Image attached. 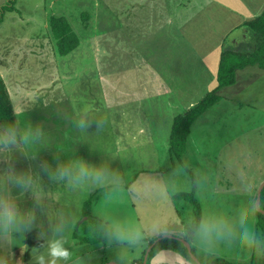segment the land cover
I'll return each instance as SVG.
<instances>
[{
  "label": "rangeland",
  "instance_id": "1",
  "mask_svg": "<svg viewBox=\"0 0 264 264\" xmlns=\"http://www.w3.org/2000/svg\"><path fill=\"white\" fill-rule=\"evenodd\" d=\"M190 1L197 8L205 2L14 0V8L3 12L0 75L11 91L14 123L35 124L44 130L49 148L39 154L38 160L54 163L57 152L90 162L102 159L111 163L121 178L120 187L115 189L87 187L73 191L62 185H44L41 224L47 227L60 217L69 220L68 237L74 257L90 260L101 252L117 260L115 250L99 249L100 238L85 240L90 235L91 220H100L97 213L101 207L119 219L195 218V204L188 197L175 195L192 192L188 167L205 161V146L192 149L188 141L181 161L175 163L168 152L173 118L208 92L206 84L211 76L197 57L196 44L205 42L194 37L205 30L204 25L196 26L197 20L188 23L193 12ZM160 2L158 12L151 9ZM6 3L0 0V7ZM51 16L66 17L80 40L66 55L57 51L49 26ZM181 27L190 32L188 38ZM163 51L172 53L168 69L160 73L153 65ZM255 85L264 92V82ZM191 101L194 104L188 105ZM255 101L256 115L241 116V110L248 112L250 108L244 105L238 110L241 103L236 101L234 112L225 121L210 123L209 117L214 116L208 112L205 120L201 116L194 125L192 133L196 141H206L209 150L227 144L226 151L221 149L215 154L219 175L210 185H216L221 193L241 195L235 202L249 213L257 210L253 197L264 181V96L259 94ZM81 119L91 122L86 131L78 127ZM204 121L210 125L208 129L201 125ZM97 122L102 124L98 126ZM0 128H5L2 122ZM200 131L203 136H199ZM232 147L235 154L229 153ZM237 147L243 152H237ZM177 174L181 179L174 186L172 180ZM209 196L206 189L198 188L193 193L201 212L208 206L212 210L209 214L214 211L221 218L225 236H231L239 222L250 220L223 216L231 202L217 204L207 201ZM24 203L30 206L31 200ZM251 219L255 222L254 216ZM166 236L178 239L174 233L162 234ZM24 243L29 251L12 248V256L0 241V260L28 264L31 248L42 242L33 230L26 234ZM196 255L201 257L198 251Z\"/></svg>",
  "mask_w": 264,
  "mask_h": 264
},
{
  "label": "clouds",
  "instance_id": "2",
  "mask_svg": "<svg viewBox=\"0 0 264 264\" xmlns=\"http://www.w3.org/2000/svg\"><path fill=\"white\" fill-rule=\"evenodd\" d=\"M90 124L88 119L78 121L82 131ZM101 124L97 122L98 126ZM48 148L44 130L38 125L17 121L0 130V241L13 256L15 246L29 251L25 236L36 230L42 243L31 248L28 264H73L74 251L68 237L70 221L60 217L47 227L41 224L44 185H62L73 191L87 187L115 189L120 187L121 178L112 164L102 159L90 162L84 157L57 152L54 163L38 160L39 154ZM22 163L25 166L18 167ZM180 179L179 174L175 175L173 185ZM26 199L31 200L30 206H25ZM97 214L100 220L94 231L101 247L115 250L117 264H130L129 253L164 233H174L191 242L206 257L223 264L239 260L242 253L264 255V235L255 231L250 220L240 222L231 236H225L221 218L215 213L183 221L166 217L148 221L113 218L103 207ZM0 264L4 262L0 260Z\"/></svg>",
  "mask_w": 264,
  "mask_h": 264
},
{
  "label": "crops",
  "instance_id": "3",
  "mask_svg": "<svg viewBox=\"0 0 264 264\" xmlns=\"http://www.w3.org/2000/svg\"><path fill=\"white\" fill-rule=\"evenodd\" d=\"M191 2V1H190ZM193 9L192 15L189 14V21L197 20V25L199 27H202L204 25V32L198 33L196 37H194L195 40L199 42H205V43H197L196 47L198 48V59L200 60L201 64H205L206 66V72L209 74L211 73L209 80L207 81L206 87L208 88L207 91L212 90L217 85V70H218V62L220 53L222 50V47L225 44L233 45L240 47L248 38L244 28L243 24L244 22L254 18L257 16L261 11L264 9V0H205L204 4L199 6H196L195 2H191ZM146 4L143 3V8ZM162 8V2L155 4L151 9L158 10ZM158 12V11H157ZM184 26V25H182ZM197 29H201V28ZM181 31L183 32V36L185 38H188L190 32H187V29L181 27ZM207 48V49H206ZM171 51L170 52H161L159 54V60L156 62L155 66L156 70L160 73L165 72L168 69V65L170 63V57H171ZM149 66L151 70L152 62ZM1 78L4 81V78L2 75H0ZM258 82H264V69L259 68L257 65H248L246 67H243L241 69H237L235 72V83L228 86H223L218 90V94L220 96V99L217 103H215L213 106L208 108L201 116H204L203 120H205L208 116H205L206 113L210 112L212 116L209 117V122H217L219 123V120L226 119V116L232 115L234 112L233 106L236 105L239 101L241 103V106L238 108V110L242 109V106H247L250 108L248 112H245L243 110L240 111L241 116H244L245 113L248 114V116H253L258 113L257 102L255 99H257V96L261 94L264 96L263 88L258 87L255 85ZM5 83V82H4ZM7 92L9 96L11 97V91H9V87L6 85ZM13 107V101L12 98H10ZM194 104V101H191L188 103V105ZM16 112L15 108L13 112ZM14 112V115L16 114ZM198 117L195 122L191 126V131L188 136L187 142L190 141V146H193L192 149H194V146H205V161L202 163H194L191 164L188 167V174L190 175L192 187L194 188V191L198 188L206 189V191L209 193V198L207 201H214L217 204H222L224 201L231 202V208L228 211V213H224L223 216L226 217H248L250 218V221L253 223L255 231H257V211L255 213L247 212V210H243L239 205L235 202L239 199L241 196H237L236 192L234 194H227V193H221L217 190L216 185L214 187L211 186L210 182L216 181L217 176L219 175V169L216 167L215 159H216V153H221V149L223 151H226L227 144H224L222 148L215 147L211 150L208 149L207 142L206 141H196L193 136V127L198 122V120L201 118ZM225 121V120H224ZM217 124V123H216ZM203 128L208 129L210 125L206 121L203 122ZM1 130V128H0ZM203 131H200L199 136H203ZM212 140V139H211ZM243 152L242 149H238L237 152ZM213 153V154H210ZM229 153L235 154L233 147L230 149ZM209 154V156H207ZM207 157H210V160L207 159ZM213 157V158H212ZM215 158V159H214ZM214 159V160H211ZM221 170H224V168H221ZM204 178V179H203ZM264 177L261 179L263 180ZM206 186H210L211 191H208ZM205 192V191H203ZM254 200L256 199V196L254 195ZM233 204V205H232ZM209 211H212L207 206L206 210L204 212H201L202 217H206L209 214ZM213 213H215L213 211ZM216 214V213H215ZM255 219V222H253V218ZM240 223V222H239ZM238 223V224H239ZM159 237H162L160 235ZM157 239V238H156ZM191 246L193 244L189 242ZM147 247L149 245V242L146 244ZM13 248H18V246H15ZM195 250L197 249L194 246ZM1 249V247H0ZM102 250V252H105V248L101 247L99 248ZM145 248H141L139 250H136L129 254L130 256V264L132 261L135 262L138 258H140L143 254V250ZM145 251V250H144ZM198 251V254L201 253L198 249L195 251ZM198 259L201 260H210L205 257L204 254L201 253V257H198ZM263 257V255H257L255 252H247L242 253L239 260L233 261L234 264H259V261ZM247 258V259H246ZM252 259V260H251ZM249 260V261H248ZM105 261V262H104ZM107 262H114L117 264V260L114 257H108L107 255H102L101 252H97L95 257L91 258L90 260L87 258H83L82 256L76 255L73 259V264H104ZM152 264H190L189 261L179 252L172 250V249H161L159 250L152 258H151ZM4 264H9L7 262H4ZM13 264V263H11ZM16 264V263H15ZM136 264V263H134Z\"/></svg>",
  "mask_w": 264,
  "mask_h": 264
},
{
  "label": "trees",
  "instance_id": "4",
  "mask_svg": "<svg viewBox=\"0 0 264 264\" xmlns=\"http://www.w3.org/2000/svg\"><path fill=\"white\" fill-rule=\"evenodd\" d=\"M14 8V0H7V3L0 7V22L2 21L3 12ZM49 26L53 37L56 40L57 51L60 55H66L75 49L79 44V38L72 30V27L66 17L51 16ZM243 28L248 36L247 40L240 46L225 44L222 47L217 70V85L208 91L194 106L187 108L182 113L173 118L172 127L169 136L168 152L173 163L174 160L181 161L185 152L187 139L191 131V126L195 120L200 117L208 108L217 103L220 99L218 90L223 86L235 83V72L248 65H257L264 69V9L254 18L244 22ZM14 112L10 102L9 95L3 79L0 77V122L7 127L14 123ZM189 193H178L177 197H188L196 206L195 218H201V209L193 197L194 188ZM260 208L264 210V187L260 196ZM89 232L90 235L86 241L99 240L94 231V226L99 220H91ZM86 223V222H85ZM257 233L264 235V214L257 211ZM155 239L149 241V244ZM189 242V241H188ZM161 249H172L181 253L190 264H197L193 261L184 246V244L175 238L164 237L154 243L148 252L146 264H152L151 258ZM191 251L195 254V248L191 246ZM145 252V251H144ZM131 264H142L143 255ZM200 264H223L221 261L201 260ZM105 262V261H104ZM103 262V263H104ZM165 264V263H160ZM231 264H234L231 262ZM259 264H264V255L261 257Z\"/></svg>",
  "mask_w": 264,
  "mask_h": 264
},
{
  "label": "water",
  "instance_id": "5",
  "mask_svg": "<svg viewBox=\"0 0 264 264\" xmlns=\"http://www.w3.org/2000/svg\"><path fill=\"white\" fill-rule=\"evenodd\" d=\"M264 187V181L260 184L259 188H258V191H257V194H256V209L258 211H260L261 213L264 214V210H262L260 208V196H261V191H262V188ZM166 237H169V236H166ZM159 239L161 238H158L156 239L154 242H152L151 244L148 245V247L146 248L145 252H144V255H143V260H142V264H146V261H147V256H148V252L149 250L152 248V246L154 245V243L156 241H158ZM183 244L184 246L186 247L191 259L193 261H195L197 264H200V261L198 260V258L196 257V255L191 251V245L188 241H185L181 238H178ZM104 264H116L114 262H107V263H104Z\"/></svg>",
  "mask_w": 264,
  "mask_h": 264
}]
</instances>
